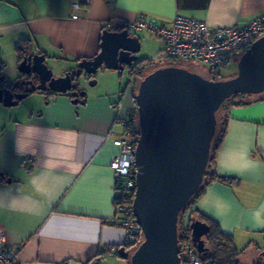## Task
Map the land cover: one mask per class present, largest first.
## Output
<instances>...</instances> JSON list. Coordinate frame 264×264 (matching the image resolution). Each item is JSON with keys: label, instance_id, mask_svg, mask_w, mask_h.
I'll use <instances>...</instances> for the list:
<instances>
[{"label": "crops", "instance_id": "obj_1", "mask_svg": "<svg viewBox=\"0 0 264 264\" xmlns=\"http://www.w3.org/2000/svg\"><path fill=\"white\" fill-rule=\"evenodd\" d=\"M72 2L0 0V75L19 62V45L72 65L99 52L103 30L121 31L140 17L168 25L179 14L214 27H241L264 12V0H91L72 19ZM129 33L141 48L150 41L154 56L162 49L148 31ZM124 69L122 93L121 70L108 69V89L83 82L82 104L68 94L39 91L12 107L0 104V226L5 244L18 247L21 264L118 258L125 233L113 205L109 163L116 148L108 138L121 136L135 105L136 84ZM213 170L231 182L207 186L190 211L231 236L239 264H264V98L228 107Z\"/></svg>", "mask_w": 264, "mask_h": 264}, {"label": "water", "instance_id": "obj_2", "mask_svg": "<svg viewBox=\"0 0 264 264\" xmlns=\"http://www.w3.org/2000/svg\"><path fill=\"white\" fill-rule=\"evenodd\" d=\"M140 42L128 30H103L99 52L90 59L66 61L44 53L24 51L20 77L33 76L30 90L14 94L0 86V104L12 107L34 91L68 94L83 103L84 81L95 85L99 68L123 70L137 62ZM3 78L0 77V83ZM264 93V35L255 39L236 62L233 76L211 79L176 65L157 67L137 83L133 99L138 116L134 149L137 166L131 212L142 232L132 250L119 247L116 256L128 264H182L179 255V216L204 180L212 140L217 131V112L234 95ZM8 182L10 179L8 178ZM190 239L206 254L209 226L189 219ZM264 257V250L261 251Z\"/></svg>", "mask_w": 264, "mask_h": 264}, {"label": "built area", "instance_id": "obj_3", "mask_svg": "<svg viewBox=\"0 0 264 264\" xmlns=\"http://www.w3.org/2000/svg\"><path fill=\"white\" fill-rule=\"evenodd\" d=\"M90 1L73 0L70 17L78 18V13L85 9ZM103 1L109 3L113 0ZM123 28L133 33L145 30L162 41V49L152 61L198 62L206 67L209 74L220 75L231 63L236 64L238 58L250 49L255 39L264 35V12L241 27H214L198 19L177 14L168 25L140 17L135 21L124 23ZM137 136L138 116L134 105L124 120L121 136L108 138L116 148V153L109 163L115 181L119 182V187L114 190V198L118 197L119 193L129 196L134 194L137 173L134 149ZM115 213L119 216V226L125 233V245L129 249L136 247L142 240V232L132 215L131 206L119 205L115 207ZM183 226L188 227L189 222H185ZM179 249L184 264H201L199 253L191 239L183 241ZM0 264H21L18 247L5 244L2 226H0Z\"/></svg>", "mask_w": 264, "mask_h": 264}, {"label": "trees", "instance_id": "obj_4", "mask_svg": "<svg viewBox=\"0 0 264 264\" xmlns=\"http://www.w3.org/2000/svg\"><path fill=\"white\" fill-rule=\"evenodd\" d=\"M19 51V58L21 59L23 55V50L21 49L20 45L17 47ZM19 59V60H20ZM152 60L148 59H141L137 61L130 69L131 76L134 79L135 85V90L137 87V83L140 80V78L146 74L147 68L150 66V63H152ZM174 61H168L166 65H173ZM157 67H154L151 70L155 69ZM209 74V73H208ZM235 74V73H234ZM233 74V75H234ZM231 75V76H233ZM94 74L89 75V78H93ZM209 78L211 79H220V78H226V77H220V75H208ZM230 77V76H228ZM264 98V93L260 95H245V94H239V95H234L233 97L229 98L226 100L221 108L217 112V131L216 134L212 140L211 144V150H210V157H209V163L205 172L204 180L201 186L198 188V190L194 193V195L188 200L184 208L182 209L180 216H179V223H178V238H179V247H181L183 241H190V229L188 227H184L181 225L182 221V215L183 213L188 209H192L197 200L203 195L205 189L207 186L212 184L213 182H221L228 184L231 182V179L225 178V177H220L216 175L214 172V161H215V156L218 150V147L221 143V140L223 138V135L225 133V113L226 110L228 109L229 106L232 104H237V105H244L248 104V102L255 100V99H263ZM223 111V118L219 121V115L220 112ZM119 187V182L115 181V190ZM133 195H127L125 193H119V196L113 199V205L114 208L119 206V205H129L131 206V201H132ZM117 215V214H116ZM195 217L201 221H204L207 223L209 226V231L208 234L205 237L206 241V246L208 248L206 254H200L199 253V258L201 261V264H239L238 261V256L239 252L235 248L232 238L229 235H226L222 233L214 222L210 221L208 218L205 216L201 215L197 211H191V217ZM126 249H129L127 246ZM133 248H130L129 250H132ZM100 256V254L98 255ZM97 256V257H98ZM94 257L90 260H88L84 264H102L103 258H97ZM182 264H184L182 262Z\"/></svg>", "mask_w": 264, "mask_h": 264}, {"label": "rangeland", "instance_id": "obj_5", "mask_svg": "<svg viewBox=\"0 0 264 264\" xmlns=\"http://www.w3.org/2000/svg\"><path fill=\"white\" fill-rule=\"evenodd\" d=\"M152 47H153L152 43L150 41H147V45L145 43L142 48L140 47V50L137 53V58L138 59H142V58L152 59V58H154L155 56L153 54ZM167 63L168 62L163 61V60H160V61L153 60V62L150 63V66L147 68L148 70L146 72H149L150 69H152L154 67L166 66ZM173 65L186 68L190 71L196 72V73L201 74L202 76H205V77H208V75H209L206 67H204L202 64H200L198 62L186 61V60L185 61H176L173 63ZM118 72L122 73L121 77L116 76V79L118 80V82L120 81V83L123 87L122 90L119 91L122 93L124 90V85H125L126 80L128 78V70L124 69V70H121ZM235 72H236V64L231 63L226 70H223L220 73V77H228V76L233 75ZM20 76L21 75H20V72L18 70V64L16 62L12 63V64L9 63L4 68L3 74L0 75V77L3 78L2 83L5 86L12 85L13 81L18 79ZM111 77H112V72H110V70L100 68L97 70L94 77L92 78V79H95V81H96L95 85H89L88 81H84V83H86V85H87V87H89V89H94L97 91H101V89L106 90L109 87V82L111 80ZM219 116H220L219 117L220 118L219 121H220L221 118H223V111L220 112ZM190 217H191V211H190V209L189 210L187 209L182 215V221L180 224L184 225L185 222H187V221L189 222ZM102 264H128V260H120L118 258H114L112 260H107L106 262L103 261Z\"/></svg>", "mask_w": 264, "mask_h": 264}, {"label": "flooded vegetation", "instance_id": "obj_6", "mask_svg": "<svg viewBox=\"0 0 264 264\" xmlns=\"http://www.w3.org/2000/svg\"><path fill=\"white\" fill-rule=\"evenodd\" d=\"M32 84H36L33 76H28V77H25V76H22L17 83L15 84H12V85H9V86H5L3 85V83H0V86L1 87H5V88H8L9 90L12 91V93L14 94H17V93H22L24 91H29L30 88L32 87ZM45 94H53L51 92H45ZM71 100L73 99L72 97H70ZM80 99H83V97H79V100Z\"/></svg>", "mask_w": 264, "mask_h": 264}]
</instances>
